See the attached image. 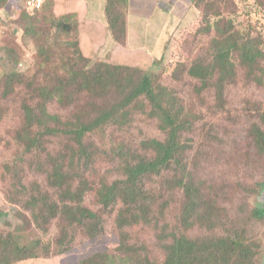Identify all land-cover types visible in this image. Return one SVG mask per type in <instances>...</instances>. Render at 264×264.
<instances>
[{
    "label": "rangeland",
    "instance_id": "374dc122",
    "mask_svg": "<svg viewBox=\"0 0 264 264\" xmlns=\"http://www.w3.org/2000/svg\"><path fill=\"white\" fill-rule=\"evenodd\" d=\"M111 2L112 15L124 10L126 14L127 0ZM196 2L197 13L190 17L179 8H173L176 13L164 11L165 16L144 12L146 20L130 21L126 43L121 44L110 37L109 0L86 1L89 23L83 27L82 47L94 54L87 62L69 38L55 41L51 37L50 25L57 12L53 0L30 14L40 21L30 33L25 31L29 22L23 13L29 8L26 0L0 6V257L11 258L15 264H79L81 259L99 254L107 264H162L166 255L163 235L183 229L201 231L205 220L184 215L189 202L179 191L162 206V219L151 218L149 224L134 227L118 223V212L127 206L116 201L110 208L102 205L112 185L118 192L125 185L129 166L150 157L144 141L165 138L147 99H138L125 121L106 124L103 136H87L84 151L74 136L64 131L46 134L41 127L45 125L40 123L33 122L23 133L25 107L31 104L43 111L37 99L39 86H53L59 79L69 82L73 67L88 70L103 59L136 65L152 84L167 92L168 98L174 97L182 109H190L184 118L186 128L177 138L193 145L194 154L187 153V168L206 184L204 190L194 188L204 197L197 210L205 211L210 199L218 209L215 215L224 216L218 219L210 215L220 236L230 231L242 199L246 209L258 210L263 218L248 224L246 231L254 244L257 264H264V144L257 146L252 136L257 128L264 133V60L256 65L233 51L237 41H250L264 53V0ZM61 4L66 6L68 0H61ZM69 9L70 5L63 12ZM208 22L213 25L203 28ZM196 60L215 71L213 78L222 83L211 81L202 88L189 77L188 69ZM221 62L226 66L223 72L218 68ZM126 73L128 70H123L122 75ZM63 99L47 105L51 117L72 115L66 109L71 99ZM45 120L53 127L50 119ZM28 135L38 140L31 143ZM53 165L63 167V188L56 187L53 176L49 177L53 172L48 169ZM167 173L145 175L138 183L145 182L149 194L164 198L159 182ZM66 188L74 195L67 190L65 194ZM46 192L56 202L66 195L68 203L78 206V217L83 213L85 218L71 223L76 213L64 211L62 206L61 216L46 219L41 202ZM72 195L79 200H70ZM86 210L96 218H86ZM122 238H127L126 246H122ZM16 251L24 259L16 260Z\"/></svg>",
    "mask_w": 264,
    "mask_h": 264
},
{
    "label": "trees",
    "instance_id": "16d2710c",
    "mask_svg": "<svg viewBox=\"0 0 264 264\" xmlns=\"http://www.w3.org/2000/svg\"><path fill=\"white\" fill-rule=\"evenodd\" d=\"M10 1L0 0V6L4 2L9 3ZM53 1L55 8L57 7V12L53 18V23L50 25L51 37L55 41L69 38L72 41L71 43L76 46L82 61H90L93 59L94 54L83 51L82 47L83 27L86 23H89L86 20L88 14L86 0H68L66 6L61 4V0ZM111 1L109 0L107 10L110 22L109 30L117 43L125 44L128 34V15L127 12L124 14L125 10L121 14L112 15L113 3ZM46 2L47 0L41 7H29L23 11L29 18V22L25 26L27 33L36 29L37 25L40 24L36 16H30V14L42 10ZM196 3L195 0L194 7H196ZM69 5L71 9L63 12V8ZM212 25L208 22L206 27L204 25L203 28H209ZM257 45H260V42ZM233 48L234 53L238 52L245 61L248 60L256 65H259V63L261 65L264 60L263 51L259 47L254 46L253 42L237 41ZM226 56V59L230 58L229 53ZM99 61L93 68L88 70L81 67H73L72 78L71 80L69 79V82H63L62 79H59V82L53 86H39L40 94L37 99L43 111L42 113L38 112L36 107L31 104L25 107L26 123L22 130L23 133L33 125V122L35 124L40 123V125H45L41 127H45L44 131L46 134H59L64 131L70 137L71 135L74 136L80 143V150L84 151L86 149L85 139L87 136H103L106 124L119 120L125 121L134 103L140 98L147 99L153 108V117L160 123L158 128L165 135V138L155 139L153 137L148 141H144V148L150 154V157L148 159L142 158L138 162L131 164L126 173L125 185L120 188V192L112 185L104 196L102 205L105 209L110 208L114 205L109 204L116 201V203L120 202L121 205L127 206L125 210L118 212L117 220L119 219L118 223L120 226L131 225L134 227L141 223L149 224L151 218L162 219L164 211L162 206L171 201L172 195L179 191L183 194V199L187 198L185 201L189 202L185 205L184 215L188 216L189 219L197 215V220H205V223L202 224L201 231L197 233L183 229L180 233H166L169 235H163L165 237H162L161 241L166 242L162 245L166 255L162 264H257V253L254 244L248 238L246 227L253 221L263 218L258 210L246 209L245 202L242 199L239 209L236 211L237 218L232 221L230 231L221 236L217 235L215 231L217 224L211 219V216H215L218 219H222L224 216L215 215L218 209L210 199H208L209 202L205 206V211L197 210L204 197L202 193L196 192L195 189L204 190L206 184L201 182L200 179L194 178L190 169L187 168L189 161L187 153L191 152L194 154L192 151L193 145L180 142V138H177V133L186 128L187 122L184 118L190 109H182L176 98H168L167 92L158 85L152 84L149 77L137 70L136 65L130 67L117 65L114 62L103 59H99ZM221 64L222 66L219 64L218 68L223 72L226 66L224 62H221ZM123 70H128V73L122 75ZM210 71L208 65H203L196 60L191 63L188 69V76L197 80L202 85V88H206L211 81H217L213 78L215 71ZM70 82L74 83L71 85ZM217 83L220 85L222 83L221 79ZM74 84L75 86H73ZM111 90L112 92H110ZM115 90L116 92H114ZM63 97L71 99V106L66 104V109L72 115L64 117L54 115L51 117V112L47 105L56 100H62ZM60 102H64V99ZM42 118L44 119L40 121ZM45 119H50L49 121H51L50 123L53 124V127ZM44 122L46 124H43ZM41 134H44V132H41ZM252 136L257 146L261 147L259 144H264V133L260 129H254ZM27 137L31 143L38 140L30 135ZM19 138L21 140L24 139L20 134ZM196 162V160L193 161V163ZM62 169L63 167L58 168L56 165L48 169L53 172L49 177L53 176L52 179L56 181L54 185L58 188L64 187L63 178L65 175ZM165 172H168V177L159 182L161 184L160 193L162 195L166 194L164 198H159L157 194H149L145 182L144 184L138 183L139 179L145 175L156 177ZM66 190L68 194H73L70 188L64 189L65 194ZM73 195L69 197L70 200H79L80 197H74ZM65 196L59 198L56 202V200L51 201L47 192L42 195L41 202L44 206V211H47L45 213L46 219L48 217L52 219L58 214L61 216L63 206L64 211L76 213L74 214V219L70 221L71 223L81 222L85 218L84 214L82 213L78 217V206L68 203ZM86 212H88L86 218L90 220L96 218V214L92 211L86 210ZM154 228L159 229V232L163 231L159 225H155ZM126 242L127 238H122V246H126ZM17 248L21 250L19 246ZM15 253L16 260L24 259L23 257L20 258L21 256L17 251ZM103 256L96 254L89 258L81 259L79 264H107V260ZM29 257L35 256L31 255ZM13 262L11 258L4 259L0 257V264H15Z\"/></svg>",
    "mask_w": 264,
    "mask_h": 264
},
{
    "label": "crops",
    "instance_id": "0c3cea01",
    "mask_svg": "<svg viewBox=\"0 0 264 264\" xmlns=\"http://www.w3.org/2000/svg\"><path fill=\"white\" fill-rule=\"evenodd\" d=\"M88 1V0H86ZM194 0H127V15H128V25L130 21H143L144 19V12L148 14H159L165 16V12L176 13L173 8L183 9V13H186V17H190L194 12L197 13L196 8H194L193 2ZM175 6V7H174ZM130 8V9H128ZM163 11H161V10ZM158 15V16H159ZM94 17V16H93ZM92 17V18H93ZM89 17L90 21H96ZM142 19V20H140ZM97 22V21H96ZM102 25H104L102 23ZM129 28V26H128ZM127 28V29H128ZM128 33V32H127ZM113 38V34H110ZM130 35V33H129Z\"/></svg>",
    "mask_w": 264,
    "mask_h": 264
},
{
    "label": "built area",
    "instance_id": "2783aa9c",
    "mask_svg": "<svg viewBox=\"0 0 264 264\" xmlns=\"http://www.w3.org/2000/svg\"><path fill=\"white\" fill-rule=\"evenodd\" d=\"M45 0H26V4L30 8H38L44 5Z\"/></svg>",
    "mask_w": 264,
    "mask_h": 264
}]
</instances>
